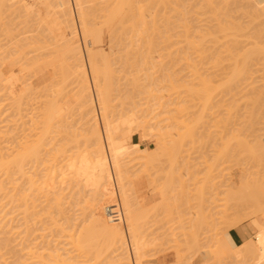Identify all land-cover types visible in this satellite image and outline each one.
<instances>
[{
    "label": "rangeland",
    "instance_id": "1",
    "mask_svg": "<svg viewBox=\"0 0 264 264\" xmlns=\"http://www.w3.org/2000/svg\"><path fill=\"white\" fill-rule=\"evenodd\" d=\"M46 1L33 5V0H26L29 4L25 3V0H0V264H118L122 260L116 256L119 253H111L112 248L107 243L108 236L104 230L105 219L107 220L104 212V207L107 205L104 200L107 197H100L95 193L94 187L86 182L88 179L86 177L93 175L91 164L86 165L83 161V158H90L92 149L89 145L88 135L90 134L87 130L84 107L77 98L80 85L74 81L69 58L66 54H62L64 44L60 38L62 32L70 33V29L58 19L57 8L54 6L57 5V0H48L52 4V9H48ZM167 1L142 0L140 6L147 9L148 16L151 15L149 16L151 19L146 17L148 23L156 27L152 30L151 26L146 25V29L143 25L148 24L145 23L146 19L144 23L140 18L137 19L142 24L141 29H146L145 35L142 32L140 34L144 35L143 38L140 39L141 36L138 33V36L135 35L138 41L135 37L130 39L129 34L134 31L131 24L136 22L139 24V22L132 20L129 14L128 17L130 16L129 19L132 22L127 23V18L122 25L121 17H117L111 25L108 24V28L105 24L108 14L106 15V11H101L104 7L101 5L102 0H96L97 4L94 2L90 6L92 14L90 18L95 26L94 29L96 32L101 31L102 36V43L96 45L94 51L104 55L102 68L110 73V75L106 74L109 75V81L111 79L113 85V107L110 108H113L114 120L118 119L117 122H122L131 114L137 117L132 119L131 116L129 121L126 120L130 124L127 125L125 121L127 126L121 127V131L125 133L121 132V136L120 134L118 136L131 135L126 138V141L137 144L135 147L139 148L136 149L137 151L152 152L158 149L160 151L161 147L164 148L160 157L154 156L157 159L153 157L154 162L150 158L146 159L148 164L145 159H142L143 162L137 159L138 157L146 158L148 154L144 155L131 150L132 152L124 156L127 161L130 160L127 166L132 175L140 210L146 213V208H150L153 204L154 208H158L157 211L152 209L149 218L145 217L147 220L143 219L148 229L146 238L151 241V245L146 248L144 262L145 264H183L181 262L184 264H246L242 262L243 254H238L239 249L235 252L231 251L227 240H229V231L233 223L237 220L241 222L245 218L235 227L243 231L244 228L250 227V222L253 223L248 217L251 210L261 205L264 211V153H262L264 145L261 147L264 139V106H262L264 105L262 104L264 103V63L253 60L250 63L251 68L249 67L252 71L250 78L239 83V86L237 83L230 86L231 89H228L229 87L225 89L227 85L222 84H227L231 74L229 72L232 71L233 66V61L230 60V63L228 59L230 53L227 52L229 49L227 47L237 42L236 40H240L238 46L244 53L245 48L242 47H247L246 49L249 50L250 46L256 45L255 41L252 44L253 40L260 45L258 39L262 41L260 43L263 47L264 19L262 18L264 17L262 16L264 14L259 18L254 17V8H249L244 0ZM211 4L213 7L210 8ZM54 9L56 12L53 13ZM126 13L124 12L123 15ZM136 13L138 16L139 13ZM251 21L254 23L250 24ZM149 27L155 32H152ZM254 30H258L257 37L255 34L252 35L255 33ZM151 32L152 36L151 34L149 36ZM224 32L226 36L223 35ZM155 33L157 36L154 35ZM149 37L151 39H148ZM147 39L150 44L146 43ZM81 40L84 41L82 38ZM81 40L79 43L84 48L85 41ZM200 42L202 43L198 45ZM218 43H222L223 51L227 50L225 53ZM226 44L228 46H223ZM258 45L257 48H259ZM212 46L218 47L212 48ZM136 50L142 51L143 54L141 55V52L139 55ZM233 51L232 53L236 54ZM226 52L228 55L225 56ZM216 55L218 58L224 55L221 58L223 64L220 60L216 63L215 59H218ZM1 73L7 77H3ZM203 77L208 78V81ZM134 79L137 82H134ZM197 80H201V83L208 82L210 85L202 84L203 89L206 86L205 89L208 90H203L200 81ZM89 84L94 90L92 82L89 81ZM140 85L145 87L149 94L143 90L144 88H138ZM139 89H142V92L139 91L140 94ZM202 92H206L204 96H208L207 93H209L211 97L208 96L209 99L206 97L208 100H204ZM17 96L21 98V101ZM54 97L56 102L53 100ZM257 97H261L259 104L254 101ZM51 98L53 101L51 104H57L54 105L55 107L49 103ZM182 104L184 108L180 106ZM78 106L80 107L77 108ZM52 112L58 115H53ZM47 113L52 114L56 120L48 118L50 120L48 123L47 118H44ZM257 117L259 120H256ZM172 122L175 124L172 125ZM145 124L150 129L145 127ZM45 126L49 129L46 130ZM129 130L133 132L130 134ZM176 132L184 135L179 134V137ZM181 136L186 137L187 140ZM179 139H183L182 142ZM25 145H29L30 149L31 146L34 145L36 148L35 145H37L36 150L39 149L37 150L39 154L38 156L36 154V157L27 158L21 167H17L18 154L24 152L22 150ZM35 148L32 147L31 150L35 151ZM260 150L262 151L259 152ZM161 156L164 157L161 158ZM256 157L257 160H255ZM81 160L82 166L79 164ZM144 162L147 167L144 166ZM33 182L36 184L34 185ZM165 183L167 185L170 183L171 191L173 190L172 200L169 199L171 207L170 210H166V213L162 212L166 208L160 211L157 207L159 204L165 205L163 198L165 196L167 198L168 195L164 193L165 196H162L159 192L160 187ZM241 184L249 185L251 192L259 193L257 197H259L258 200L261 198L260 202L258 201L260 205H255L257 202L254 203V201L242 203L233 195L228 196L230 191L237 192ZM249 187H244L242 192ZM167 190L170 194V189ZM250 191L248 193L247 190L246 195L251 194ZM114 202L117 204V201ZM197 222L200 223L198 233L201 239V251L211 253L205 260L199 256L198 249L189 245L188 248L191 246L190 248L193 249L189 251L185 245V243L189 244L188 239L187 241L185 239L186 236H190L188 233ZM122 227L124 228L123 225ZM256 229L255 232H249L252 233L250 237L245 232V238L239 243L242 241L244 243L247 239L255 240L254 234L258 232ZM82 231L83 235L80 237ZM84 231L88 234L91 232V235L96 231L94 238L97 241L99 239L98 243L95 240L93 247L90 244L87 246V241L92 236L86 241ZM184 234L185 237H181ZM79 238L85 243L81 250L77 246ZM180 240L182 244L179 243ZM225 242L227 247L224 246ZM173 246L178 248L174 250ZM95 247L97 252L94 250ZM107 247L110 250H107ZM176 255H179V258H176ZM183 255L185 259L182 258ZM61 258L65 261L61 262Z\"/></svg>",
    "mask_w": 264,
    "mask_h": 264
},
{
    "label": "bare ground",
    "instance_id": "2",
    "mask_svg": "<svg viewBox=\"0 0 264 264\" xmlns=\"http://www.w3.org/2000/svg\"><path fill=\"white\" fill-rule=\"evenodd\" d=\"M34 1V4L33 5H35V4H37V3H42L43 1H46V0H33ZM96 0H57V5H54L55 6V8H57V12H56V9H54V11H52L53 13L54 12H56L57 13V16H58V19L60 20V21H62V23L66 26V28H69L70 29V33H66V32H62L61 34H60V38L62 39V41H63V44H64V48L62 49V54H66L67 55V57L69 58V64H70V66H71V68H72V74H73V76L75 77V79H74V81H76L77 82V84H79L80 85V87H79V89H78V87H77V91H78V94H77V98H78V100L80 101L79 103H81L82 104V106L84 107V109H83V111H84V113H85V116H86V119H87V121H86V119H84L86 122H87V125H88V129L87 130H89V133L88 134H90V135H88L89 136V142H90V146L92 147V149H91V153H90V158H88V159H85V158H83V161H84V163L87 165L88 163H90L91 164V168H92V170H93V175H91V176H88V177H86V178H88L87 180H86V182H87V184L89 185V186H91V187H94V191H95V193L96 194H98L100 197H107L106 198V200H104V203L107 205V206H105L106 208L108 207V206H115L116 205V203L114 202V201H117L118 200V203H119V205L121 206V209H122V211H123V213H124V216H125V223H124V228L122 227V225L121 224H119V223H112V222H110L108 219L106 220L105 219V229L104 230H106V236H108V241H107V243H108V245H110V247L112 248V250H110V248L109 247H107V250H110L111 251V253L113 252V253H119L118 255H116V256H118V258L120 259V260H122L121 261V263L122 262H124V263H122V264H131V262H132V264H145V262H144V255L146 254V248L149 246V245H151V241L148 239V238H146V237H148V235H147V231H148V229H147V227H146V222H145V220H143L145 217L146 218H149V213H151V211H152V209L154 210H158V208L156 209V207L154 208V204H153V206H151L150 208H146L147 209V211H146V213H144L143 211H141L140 210V208H139V205H138V203H137V197L135 196V191H134V187H133V182H132V179H131V177H132V175L130 174V172L128 171V168H129V166H127L128 165V163L130 162V160H128L127 161V159H126V157L124 158V156H126V154H128L129 152H132L131 150H133L134 152H138V153H141V154H143L144 153V155H146V154H148V155H146V158L145 157H138L137 159H138V161L139 162H143V160L142 159H145V162H146V159L148 160L149 158L150 159H152V161L154 162L155 161V159H157L156 157L157 156H159L160 157V155H162L163 153H162V151L164 150V148L163 147H161V150L159 151V149L158 150H153L152 152H150V151H145V150H139V151H137L139 148L137 147V148H135L136 146H137V144H132V143H130V141H126L127 139V137L129 136H127V135H122L123 137H119V136H121V127H123L124 128V126H127V125H129L130 123H127V121L126 120H128V119H130V117L132 116V119L133 118H135V117H133V115L134 114H131V116L129 117V118H127L126 120L124 119V120H122V122H117L118 121V119L115 121L114 119V115H113V111H112V109L113 108H110V107H113L112 105V101H113V98H112V92H113V89H112V83H111V79H110V81H109V78L110 77H108L109 75H110V73H107V71L105 70V68L103 69L102 67H103V65H102V63L104 62V55L102 54V53H97V51H94V47H97L96 45H98V44H100V43H102V36H101V31H95V29H94V25H93V23H92V20H91V18H90V16L92 15L91 14V10H90V6L92 5V3L94 4V2H95ZM162 1V0H161ZM167 1V0H166ZM51 2V1H50ZM99 2V1H98ZM141 2H142V0H105V1H103L102 0V2H101V5H103L104 7L103 8H101V11H106L107 13H106V19L107 20H105V24H106V27H108L109 25L108 24H110L111 25V23L115 20V19H117V17H121V20H120V23H122V25L124 24L123 23V21L125 20V19H127V23L128 22H132V20L134 19L135 21H138L137 19H139L140 18V20H142V23H144L145 22V19H146V17L148 16V12H147V9H145L143 6H140V4H141ZM212 2H214V1H212ZM234 2V1H233ZM25 3H27L26 2V0H25ZM47 3V4H46ZM46 5L48 6V9L50 8V9H52L53 7H51L52 6V4L51 3H49L48 2V0L46 1ZM96 4H97V2H95ZM162 3V2H161ZM167 4H168V1L166 2ZM207 3H208V1H207ZM243 3V2H242ZM244 3L250 8L251 7V9L252 8H254L253 9V14H255L254 15V17H260V16H262L263 14H264V0H244ZM243 3V4H244ZM27 4H29V3H27ZM26 4V5H27ZM50 6H49V5ZM209 4V3H208ZM214 4V3H213ZM235 4H236V2H235ZM240 4H241V1H240ZM207 5V4H206ZM238 5V4H237ZM94 6V5H93ZM211 6H212V4L211 5H209V7L211 8ZM213 7V6H212ZM215 7V6H214ZM245 7V6H244ZM31 8V7H30ZM208 8V7H207ZM31 9H33V7L31 8ZM48 9L46 10L47 11V13H48ZM209 9V8H208ZM218 9V8H217ZM248 9V8H247ZM131 10V11H130ZM146 10V11H145ZM250 10V9H249ZM51 11V10H50ZM206 11H207V9H206ZM124 12H127L126 14H124L123 15V13ZM129 12V13H128ZM135 12H138L139 14H138V16H137V13L135 14ZM215 12V11H214ZM251 12V11H250ZM147 13V14H146ZM212 13V12H211ZM128 14L131 16V19H129L130 18V16L128 17ZM150 14V13H149ZM251 14V13H250ZM126 15V16H125ZM216 15V14H215ZM105 16H104V18H105ZM149 16H151V15H149ZM148 16V17H149ZM250 16H252V15H250ZM148 17H147V19H148ZM253 17V16H252ZM252 17H250V19L252 18ZM262 17H264V15L262 16ZM261 17V18H262ZM150 18V17H149ZM155 18V17H154ZM146 19V21L147 22H145V23H148V20ZM151 19V18H150ZM221 19V18H220ZM264 18H262V20H263ZM130 20V21H129ZM139 20V21H140ZM154 20V19H153ZM256 20V19H255ZM138 21V22H139ZM144 21V22H143ZM126 22V21H125ZM153 22V21H152ZM252 22L254 23V21H251V23L250 24H252ZM259 22V21H258ZM263 22H264V20H263ZM150 23V22H149ZM143 24L144 26H145V28L147 29V27L148 26H151V25H154V24H152V23H150V24ZM156 23V22H155ZM105 24H103V25H105ZM233 24H235V23H233ZM237 24V23H236ZM119 25H121V24H119ZM121 25V26H122ZM133 27H132V29H134V31H131L132 33H130L129 35H130V39H131V37H133V39H134V37H135V39H137V41H138V38H136V36H138L137 35V33L139 34V36H141L140 34H141V32H142V34H144V32H145V28H144V30L143 29H141L142 27V24H140V22H139V24H137V22L135 23V24H131ZM146 25H147V27H146ZM218 25V24H217ZM140 26V27H139ZM143 26V27H144ZM220 26H221V24H220ZM131 27V26H130ZM152 27V26H151ZM156 27V25L155 26H153L152 27V30H153V28H155ZM240 27H241V25H240ZM109 28V27H108ZM150 28V27H149ZM149 28H148V30H149ZM210 28V27H209ZM244 28V27H243ZM251 28V27H250ZM255 28V27H254ZM141 29V30H140ZM219 29H220V27H219ZM238 29H242V28H239L238 27ZM101 30V29H100ZM150 30H151V28H150ZM151 30V31H152ZM155 30V29H154ZM161 30V29H160ZM187 30V29H186ZM226 30V29H225ZM235 30V29H234ZM239 30V31H240ZM251 30V29H250ZM207 31V30H206ZM213 31V30H212ZM220 31V30H219ZM238 31V30H237ZM242 31H245V30H242ZM258 31V30H257ZM256 30H254V32L255 33H253V32H251V34L254 36V34H255V36L258 34V33H256L257 32ZM148 32H150V31H148ZM148 32H146V33H148ZM152 32H155V31H152ZM152 32L151 33H149V36H150V34H151V36H152ZM241 32V31H240ZM246 32V31H245ZM136 33V34H135ZM207 33V32H206ZM205 33V34H206ZM218 33V32H217ZM223 32H221V34H222ZM242 33V32H241ZM159 34V33H158ZM210 34V33H209ZM212 34V33H211ZM216 34V33H215ZM220 34V33H219ZM221 34H220V36H221ZM228 34V33H227ZM235 34V33H234ZM243 34H245V33H243ZM250 34V35H251ZM259 34H260V32H259ZM131 35H134V36H131ZM136 35V36H135ZM145 35V34H144ZM144 35H142V36H144ZM154 35H156V33L154 34ZM202 35H204L203 33H202ZM223 35H225V32H224V34ZM236 35V34H235ZM238 35V34H237ZM139 37L140 39L141 38H143V37ZM147 36H148V34H147ZM157 36V35H156ZM206 36H207V34H206ZM215 36V35H214ZM226 36V35H225ZM242 37H243V35H241ZM247 36V35H246ZM253 36H251V37H253ZM258 36V35H257ZM256 36V37H257ZM171 37V36H170ZM229 37V36H228ZM228 37H227V39H228ZM233 37V36H232ZM261 37V36H260ZM259 37V38H260ZM263 37V36H262ZM81 38L82 39H84V41H85V43L83 44V45H85L84 46V48L83 47H81L82 45H80L81 43H79L80 41L79 40H81ZM168 38V37H167ZM203 38H205V37H203ZM148 39H151V37H149ZM148 39L146 40V43L147 44H150L149 42H147L148 41ZM155 38H154V36H153V40H154ZM213 39V38H212ZM211 39V40H212ZM218 40H219V38H217ZM233 39V38H232ZM252 39V38H251ZM263 39V38H262ZM142 40H144V39H142ZM153 40H151V41H153ZM168 40V39H167ZM203 40V39H202ZM214 40V39H213ZM253 40V39H252ZM251 40V41H252ZM81 41H83V40H81ZM83 41V42H84ZM134 41H136V40H134ZM157 41V40H156ZM161 41V40H160ZM204 41V40H203ZM216 41V40H215ZM222 41V40H221ZM224 41H225V39H224ZM229 41V40H228ZM233 41V40H232ZM235 41V40H234ZM237 42H232L233 43V45H230V44H228V45H230V47H227V48H229V49H227V50H225V51H227L228 53H230L229 54V57H228V59H229V62H230V60L231 61H233V66H232V68H231V72H229V73H231L230 75H229V77H230V79L229 80H227V78H226V80L228 81H225V83L227 82V84H222L223 86H225V85H227V87H224L225 89H227L228 87V89H231L230 88V86L232 87V85L233 84H237V86H239V83H243V82H245L246 81V78H250L249 77V75L250 74H252V71L250 70V63L253 61V60H260V63L261 62H263L264 63V45H263V47H261V43L260 42H262L260 39H258V41H260L259 42V44L260 45H258V42L256 41V40H253L252 41V44H253V42L256 44V45H252V46H250L251 47V50H250V47H249V50H247L246 48L247 47H242V48H245L244 50H245V52L244 53H242V51L240 50V46H238V43H239V41L240 40H236ZM131 42H132V40H131ZM140 42V41H139ZM143 42H145V41H143ZM155 42V41H154ZM153 42V43H154ZM168 42V41H167ZM166 42V43H167ZM219 42V41H218ZM241 42H243V41H241ZM245 42H247L248 44H250V42L249 41H246L245 40ZM130 43V42H129ZM196 43V42H195ZM202 42H200V43H198V45L199 44H201ZM204 43V42H203ZM216 43V42H215ZM224 43V42H223ZM226 43V42H225ZM224 43V44H225ZM244 43V42H243ZM131 44V43H130ZM157 44V43H156ZM158 44H160V43H158ZM157 44V45H158ZM218 44H220V43H218ZM223 45V46H228V45ZM264 44V43H263ZM133 45H136V44H133ZM138 45H140V44H138ZM202 45H204V44H202ZM222 43L220 44V48L222 49ZM240 45V44H239ZM244 45V44H243ZM243 45H241V46H243ZM257 45L259 46V48H257ZM137 46V45H136ZM193 47H194V44L192 45ZM219 46V45H218ZM218 46H216V47H218ZM245 46H246V44H245ZM255 46H256V48H255ZM138 48H139V46H137ZM199 47V46H198ZM207 47V46H206ZM214 46H212V48H213ZM216 47H214V48H216ZM253 47H254V49H253ZM261 47V48H260ZM133 47H132V45H131V49H132ZM158 48V47H157ZM156 48V49H157ZM190 48V47H189ZM197 48V47H196ZM196 48L194 49V50H196ZM220 48H218V49H220ZM231 48V49H230ZM234 49V51H233V49ZM137 49V48H136ZM220 49V50H221ZM134 50V49H133ZM132 50V51H133ZM138 50V49H137ZM136 50V51H137ZM143 50V49H142ZM159 50H160V48H159ZM193 50V49H192ZM210 50V49H209ZM235 53L236 52V54H233L232 53V51ZM237 50H240L239 52H240V54H239V52L237 51ZM243 50V51H244ZM132 51H130L131 53H132ZM214 51V50H213ZM212 51V52H213ZM218 51V50H217ZM222 51H223V49H222ZM225 51H223L224 53H225ZM138 52V51H137ZM142 51H139L138 53H139V55H140V53H141ZM226 52V53H227ZM238 52V53H237ZM199 53V52H198ZM215 54L217 53V52H214ZM228 53L227 54H225V56L226 55H228ZM143 54V52L141 53V55ZM218 54H219V52H218ZM232 54V55H231ZM134 55H136V53L134 54ZM138 55V54H137ZM220 56V55H219ZM216 57L218 58V56L216 55ZM215 57V58H216ZM224 57V55H222V57H219L218 59H215L216 60V63H217V61H218V63H219V60H220V62H222L221 61V58H223ZM226 58V57H225ZM224 60V59H223ZM225 61V60H224ZM257 61V62H258ZM231 63V62H230ZM222 64H223V62H222ZM221 65V64H220ZM231 66V65H230ZM229 66V67H230ZM253 66V65H252ZM262 66V65H261ZM264 66V65H263ZM226 67V66H225ZM228 67V69H230ZM250 67V68H249ZM194 68V67H193ZM192 68V69H193ZM264 68V67H263ZM225 70V69H224ZM251 71V72H250ZM194 72H196V71H194ZM211 72V71H210ZM109 74V75H107V74ZM198 74V73H197ZM1 75L3 76V77H7L6 75H4V74H2L1 73ZM10 75V74H9ZM8 75V76H9ZM196 75V74H195ZM201 75V74H200ZM228 75V74H227ZM72 76V77H73ZM248 76V77H247ZM251 76V75H250ZM194 77V76H193ZM210 77V76H209ZM228 77V76H227ZM198 78V77H197ZM204 79H205V77H203ZM213 78V77H212ZM108 79V80H107ZM149 79V78H148ZM171 79V78H170ZM199 79H200V77H199ZM207 79V81H208V78H206ZM205 79V80H206ZM210 79V78H209ZM135 80V79H134ZM174 81H175V79H173ZM245 80V81H244ZM249 79H247V81H248ZM89 81L90 82H92V84H93V88H94V90L93 89H91V83L89 84ZM198 81V80H197ZM200 81V86H202V84L203 85H207V84H209L208 82H202L201 83V80H199ZM198 81V82H199ZM132 82V81H131ZM134 82H137L136 80L134 81ZM177 82V81H176ZM210 82V81H209ZM139 83V82H138ZM172 83H173V81H172ZM178 83V82H177ZM187 83V82H186ZM210 83H212V82H210ZM136 84V83H135ZM191 84V83H190ZM199 84V83H198ZM132 85V84H131ZM143 85V84H142ZM142 85H140V87H138V88H141L142 87ZM210 85V84H209ZM209 85L207 86V87H209ZM241 85V84H240ZM133 86V85H132ZM137 86H139L138 84H137ZM172 86H174V85H172ZM188 86V85H187ZM212 86V85H211ZM236 86V87H237ZM136 87V85L134 86V88ZM203 87L204 86H202V89H203ZM235 87V88H236ZM142 88H144L143 90H145V87H142ZM205 88H206V86H205ZM204 88V89H205ZM234 88V89H235ZM191 89V88H190ZM203 89V90H204ZM210 89V88H209ZM242 89V88H241ZM141 90V92H142V89H139L138 90V93L140 94V91ZM194 90H195V88H194ZM206 90H208V89H205V91ZM223 90V89H222ZM243 90H245V89H243ZM136 91V90H135ZM146 91V90H145ZM198 91V90H197ZM209 91H211V90H209ZM208 91V92H209ZM254 91V90H253ZM147 92V91H146ZM146 92H144L143 91V93H146ZM150 92V91H149ZM195 92V91H194ZM199 92V91H198ZM94 93H95V95H94ZM189 94H190V92H188ZM200 93V92H199ZM203 93V92H202ZM205 94H206V92H204ZM203 93V97H205L204 98V100L205 99H207L208 98V96H210L209 95V93H207L208 94V96L206 95V96H204L205 94ZM229 93V92H228ZM147 94H149L148 92H147ZM152 94V93H151ZM197 94V93H196ZM231 94V93H230ZM144 95V94H143ZM198 95V94H197ZM200 95V94H199ZM225 95V94H224ZM148 96V95H147ZM150 96V95H149ZM259 96H261V95H259ZM56 97H57V95H56ZM193 97H195V96H193ZM207 97V98H206ZM211 97V96H210ZM215 97V96H214ZM255 97V96H254ZM15 98V97H14ZM17 98L19 99L20 97H18L17 96ZM53 98V97H52ZM52 98H51V100H50V104H51V101H52ZM59 98V97H58ZM58 98H57V101H58ZM76 98V99H77ZM152 98V97H151ZM153 98H155V97H153ZM252 98V97H251ZM18 99H16V100H18ZM209 99V98H208ZM207 99V100H208ZM255 100V102L257 101H259V100H261V97H257V98H254ZM54 102H56L55 101V97H54ZM155 100V99H154ZM199 100V99H198ZM206 100V101H207ZM20 101H21V98H20ZM202 102V101H201ZM205 102V101H204ZM256 102V104H259L260 103V101L257 103ZM52 103H53V101H52ZM59 103V102H58ZM185 103V102H184ZM183 103V104H184ZM234 103L236 104V102L234 101ZM180 105L181 107L182 106H184V105ZM202 104V106H203V103H201ZM250 104V103H249ZM262 104H264L263 102H262ZM52 105V104H51ZM57 105V104H53L52 105V107H55V106ZM80 105V104H79ZM165 105V104H164ZM233 105V104H232ZM251 105V104H250ZM255 105V104H254ZM58 106H60V104H58ZM81 106V107H82ZM159 106V105H158ZM209 106V105H208ZM262 106H264V105H262ZM50 106H48V108H49ZM80 106H78L77 108H79ZM185 107V106H184ZM184 107H182V108H184ZM210 107V106H209ZM259 107V106H258ZM47 108V107H46ZM59 108V107H58ZM75 108V107H74ZM164 108V107H163ZM187 108H188V106H187ZM202 108H204V106L202 107ZM52 109V108H51ZM51 109H49L50 111H52ZM61 109V108H60ZM111 109V110H110ZM151 109V108H150ZM179 109V108H178ZM136 110V109H135ZM139 110V109H138ZM137 110V111H138ZM147 110H149V109H147ZM180 110V109H179ZM182 110V109H181ZM185 110H186V108H185ZM207 110V109H206ZM46 109H45V113H46ZM56 111V110H55ZM151 111H152V109H151ZM178 111V110H177ZM184 111V110H183ZM182 111V112H183ZM49 112V111H48ZM110 112H112V114H110ZM142 112V111H141ZM180 112V111H179ZM50 113V112H49ZM49 113H47L46 114V117H44V118H47V120L46 121H48V123L50 122V120H54V118L55 117H53V115H56V113L55 114H53V112H52V114H50L49 115ZM57 113H59V112H57ZM83 113V114H84ZM137 113V112H136ZM60 114V113H59ZM63 114V113H62ZM61 114V115H62ZM81 114V113H80ZM147 114V113H146ZM48 115V116H47ZM58 115V114H57ZM56 115V116H57ZM61 115H59V116H61ZM78 115V114H77ZM137 115V114H136ZM151 115V114H150ZM228 115V114H227ZM50 116H52V118L50 117ZM81 116V115H80ZM84 116V117H85ZM112 116H113V118H112ZM135 116V115H134ZM66 117V116H65ZM50 120H49V119ZM58 118V117H57ZM137 118V117H136ZM135 118V119H136ZM59 119V118H58ZM60 119H61V117H60ZM120 119H122V118H120ZM134 119V120H135ZM170 119V118H169ZM55 120H56V118H55ZM171 120V119H170ZM256 120H259L258 119V117L256 118ZM100 121V122H99ZM124 121V122H123ZM125 121H126V123H127V125H125L126 123H125ZM129 121V120H128ZM133 121V120H132ZM168 121V120H167ZM52 122V121H51ZM57 122V121H56ZM68 122V121H67ZM66 122V123H67ZM131 122V121H130ZM147 122V121H146ZM151 122V121H150ZM163 122V121H162ZM53 123V122H52ZM132 123H134V121L132 122ZM160 123V122H159ZM159 123H158V125H159ZM173 123L174 122H172V125H173ZM54 124V123H53ZM59 124V123H58ZM71 124V123H70ZM175 124V123H174ZM48 125V124H47ZM50 125V124H49ZM48 125V126H49ZM63 125H65V124H63ZM122 125V126H121ZM135 125V124H134ZM146 126L145 127H148L147 126V124H145ZM191 125V124H190ZM51 126V125H50ZM86 126V125H85ZM142 127H143V125H141ZM149 126H151L150 124H149ZM154 126V125H153ZM168 126V125H167ZM171 126V125H170ZM176 126V125H175ZM46 127V126H45ZM130 127V126H129ZM141 127V128H142ZM152 127V126H151ZM47 129L46 130H48L49 129V127H46ZM52 128V127H51ZM132 129H133V126L131 127ZM149 128V127H148ZM147 128V129H148ZM155 128V127H154ZM153 128V129H154ZM168 128V127H167ZM177 128V127H176ZM192 128V127H191ZM130 129V128H129ZM131 129V130H132ZM146 129V130H147ZM150 129V128H149ZM152 129V130H153ZM156 129V128H155ZM154 129V130H155ZM163 129H165L164 127H163ZM131 130H129V132H130V134H131V132H133V131H131ZM134 130V129H133ZM136 130V129H135ZM193 130H194V128H193ZM126 131V130H125ZM159 131V130H158ZM189 131H191V130H189ZM128 132V133H129ZM156 132V131H155ZM192 132V131H191ZM193 132H195V131H193ZM123 133H125L124 131L122 132V134ZM128 133H126V134H128ZM177 133V132H176ZM44 134H46V133H44ZM120 134V135H119ZM160 134V133H159ZM178 135L180 134V133H177ZM194 134V133H193ZM119 135V136H118ZM164 135V134H163ZM170 135H171V133H170ZM173 135V134H172ZM176 135V134H175ZM180 135H184V134H180ZM180 135H179V137H180ZM131 136V135H130ZM129 136V137H130ZM162 136V135H161ZM167 136H168V133H167ZM166 136V137H167ZM125 137V138H124ZM164 137V136H163ZM171 137H173V136H171ZM183 139L185 138L186 140H187V138L186 137H183V136H181ZM41 138H42V136H41ZM173 139V138H172ZM183 139H179V140H181V142H182V140ZM129 140V139H128ZM42 141H43V139H42ZM87 141H88V137H87ZM167 141V140H166ZM170 142V141H169ZM177 142V141H176ZM180 142V141H179ZM179 142H178V144H179ZM193 142V141H192ZM240 142V141H239ZM262 142H263V144H262V146L261 147H263V145H264V139L262 140ZM241 143V142H240ZM240 143H239V146H240ZM242 143H244V142H242ZM256 143V142H255ZM39 144V143H38ZM160 144V143H159ZM167 144V143H166ZM176 144V143H175ZM174 144V145H175ZM181 144V143H180ZM43 145V144H42ZM29 145H25V147H23V150L22 151H24L23 153H19L18 154V157H17V160H16V163L18 164L17 165V167L19 166V167H21L22 166V164H23V162L24 161H26V159L27 158H30V157H36V154H37V150H39V149H37L36 150V148H38L37 147V145H35L36 146V148L34 147V145L33 146H31V149H32V147L33 148H35V151H34V149L33 150H31L29 147H28ZM89 146V147H90ZM179 146V145H178ZM177 146V147H178ZM247 146V145H246ZM41 147V146H40ZM39 147V148H40ZM158 147H159V145H158ZM242 147V146H241ZM253 147V146H252ZM256 147V146H255ZM254 147V148H255ZM258 147H259V145H258ZM261 147H259V149L261 148ZM137 149V150H136ZM238 149H240L239 147H238ZM245 149V148H244ZM256 149V148H255ZM255 149H253V150H255ZM258 149V148H257ZM258 149V150H259ZM246 150H247V148H246ZM257 150V151H258ZM263 150V149H262ZM262 150H260L259 152H261ZM239 151V150H238ZM240 151H242V149L240 150ZM239 151V152H240ZM250 151H252V149L250 150ZM249 151V152H250ZM257 151H255L256 153H257ZM21 152V151H20ZM161 152V153H160ZM262 153H264V152H262ZM39 154V153H38ZM38 154H37V156H38ZM131 154V153H130ZM129 154V155H130ZM165 154V153H164ZM168 154V153H167ZM253 154V153H252ZM249 154H248V152H247V156H248ZM154 156H156V157H154ZM166 156V155H165ZM258 156V155H257ZM128 157V156H127ZM153 157L155 158L154 160H153ZM158 157V158H159ZM162 157H164V156H161V158ZM38 158V157H37ZM166 158H168V156L166 157ZM170 158V157H169ZM254 158H255V156H254ZM171 159V158H170ZM169 159V160H170ZM176 159V158H175ZM258 158L256 157V159L255 160H257ZM34 160H36L35 158H34ZM254 160V159H253ZM133 161V160H132ZM176 161V160H175ZM144 162V163H145ZM147 164H148V162H146ZM145 163V165L144 166H146L147 164ZM151 163V162H150ZM171 163V161L169 162V164ZM172 163H173V161H172ZM79 164H80V166H82V160H81V162H79ZM143 166V165H142ZM172 166V165H171ZM89 167V166H88ZM147 167V166H146ZM173 167V166H172ZM21 169V168H20ZM22 170V169H21ZM170 173V172H169ZM170 175V174H169ZM169 175H168V177H169ZM167 177V176H166ZM259 179V178H258ZM169 180V179H168ZM170 180H171V177H170ZM256 180V179H255ZM258 181V180H257ZM260 181V180H259ZM170 182H172V180L170 181ZM247 182H249L248 180H247ZM247 182H245V183H247ZM168 183V182H167ZM250 183V182H249ZM255 183V182H254ZM254 183H252L253 185H254ZM259 183V182H258ZM31 184H32V182H31ZM33 184H34V182H33ZM36 184V183H35ZM34 184V185H35ZM170 184V183H169ZM169 184L167 185L166 183L164 184V188L161 186L160 187V193H161V195L162 196H165V194L164 193H166V195H168L167 196V198H168V200H167V198H163V199H165L164 200V206H163V204L162 205H160L159 204V206H157V207H159V210L160 211H162L163 209H165V210H163L162 212H164L165 211V213H166V210H170V204H171V201H169V199L170 200H172V194H171V192L173 191H171V186H169ZM172 184V183H171ZM248 184V183H247ZM247 184H245V185H247ZM251 184V185H252ZM261 184H262V182H261ZM242 185V184H241ZM256 185V188H257V184H255ZM259 185V184H258ZM32 187H33V185H32ZM31 187V188H32ZM170 189V194H168L169 193V190H167L168 188ZM244 187H246V188H248L249 187V185L248 186H244V184L242 185V186H240V188L238 189V191L237 192H229V195L228 196H234L236 199H237V201H239V202H242V203H250V202H253L254 201V203L255 202H257V203H255V205L256 204H258V205H260V200H261V198H260V200H258V198L259 197H257L258 195H259V193H257V191H256V195L253 193V192H251L250 191V187H249V189H246V191L248 190V193H249V191L251 192V194H248V195H246V191L245 192H242L243 190H244ZM253 187V186H252ZM35 188V187H34ZM175 188V187H174ZM256 188H255V190H256ZM264 188V187H263ZM262 188V189H263ZM155 189V188H154ZM157 189H158V187H157ZM166 189V190H165ZM176 189V188H175ZM174 189V190H175ZM243 189V190H242ZM252 190V189H251ZM254 190V191H255ZM258 190V189H257ZM36 191V190H35ZM155 191H158V190H155ZM166 191H168V192H166ZM35 193V192H34ZM262 193V192H261ZM153 194V193H152ZM263 194H264V192H263ZM176 195V194H175ZM250 195V196H249ZM171 196V197H170ZM261 196V195H260ZM264 196V195H263ZM174 197V196H173ZM117 198V200H114V199H116ZM231 198H233V197H231ZM105 199V198H104ZM181 199V198H180ZM34 200V199H33ZM36 201V200H35ZM170 202L169 204H168V202ZM173 201H174V198H173ZM259 201V202H258ZM167 204V205H166ZM158 205V204H157ZM161 206V207H160ZM166 206V207H165ZM169 206V207H168ZM104 207V210L106 211V208ZM162 207H164V208H162ZM169 208V209H168ZM256 208V207H255ZM257 208H259V209H257ZM257 211H256V209H253V210H251V211H254V212H251L250 211V213H249V220H252L253 221V223H254V225L256 226V230H258V232H256L255 234H254V238H255V240L253 239V240H246L244 243H241V244H239V245H234L233 243H232V241L230 240V238H229V240H227V242H228V246L230 247V249H231V251H237L238 249H239V251H237L238 252V254L239 255H242L243 257H241L242 258V262L244 261V262H246V264H264V215H263V209H262V207H261V205H260V207L259 206H257ZM261 208V209H260ZM103 210V211H104ZM154 210V211H155ZM104 211V212H105ZM145 211V210H144ZM157 213V212H156ZM262 213V214H261ZM248 214V213H247ZM260 214H261V216H260ZM263 215V216H262ZM104 216V215H103ZM243 217V216H242ZM96 218V217H95ZM145 218V219H146ZM93 219V218H92ZM245 219V218H244ZM244 219H243V221H244ZM248 219V218H247ZM147 220V219H146ZM239 220H237V222H235V223H233V225L231 226L232 227V229L233 228H235V227H237L238 225H240V223L241 222H243V221H239ZM97 222H99V220L97 221ZM142 222H144V223H142ZM94 223L95 222H93V225H94ZM92 224V223H91ZM97 225V224H96ZM146 227H144V226ZM195 225L196 226H194L193 228H191V231L188 233V232H186V234L188 233L190 236L188 237V236H186V241H187V239H188V242H189V244H186L185 243V245H187V248H188V246L189 245H191L192 246V248L194 247V248H196V250H197V252H200L199 253V256L202 258V260H205V259H207V257H209L210 256V251H201V248H200V235H199V233H198V228H199V225H200V223L199 222H197V223H195ZM95 226V225H94ZM104 226V225H103ZM86 227H88V226H86ZM86 227H84V228H86ZM93 227V226H92ZM97 226H95V228H96ZM143 227H144V229H143ZM95 228H93L94 230H95ZM231 229V230H232ZM84 230V229H83ZM142 230H144L145 232H143ZM234 230H240V228H235ZM242 230V229H241ZM98 231V230H97ZM187 231H189L188 229H187ZM94 232H96V231H94ZM93 232V234L91 235V232L88 234V232L86 233L85 231H84V233L87 235H85V237H86V241L90 238V236H92L91 237V239H89V241H87V243L88 244H86L87 246L90 244V245H92V247H93V245H95V240H96V238H94L95 236H96V233H94ZM241 232V231H240ZM98 233H100V232H98ZM191 233V234H190ZM81 235H80V237L83 235V231L80 233ZM187 234V235H188ZM95 235V236H94ZM101 235V234H100ZM98 236V235H97ZM89 237V238H88ZM181 237H185V234H184V236H181ZM88 238V239H87ZM94 238V239H93ZM100 238V237H99ZM249 238V237H248ZM80 239V238H79ZM78 239V240H79ZM98 239V238H97ZM183 240V239H182ZM182 240H180L179 241V243H181L182 244ZM77 241V240H76ZM92 241V242H91ZM97 241V240H96ZM98 241H99V239H98ZM98 241H97V243H98ZM185 241V240H184ZM92 243H94V244H92ZM107 243H106V245H107ZM84 242H82V240L80 239V241H78V248L80 249V248H83L84 247ZM226 244V242L224 243V246L225 247H227V244ZM99 245V244H98ZM107 245V246H108ZM185 245H183V246H185ZM175 246H177V244L175 245ZM190 246V247H191ZM56 247V246H55ZM91 247V246H90ZM178 247H180L179 246V244H178ZM178 247H175L174 248V246L172 247L174 250L175 249H177ZM189 247V248H190ZM88 248V247H87ZM99 248V247H98ZM181 248V247H180ZM179 248V250H181ZM188 248V250L189 251H192L193 249L192 248H190L189 249ZM240 248H242V249H240ZM59 249V248H58ZM90 249V248H89ZM97 249V247H95V249L94 250H96ZM192 249V250H191ZM52 250V249H51ZM81 250V249H80ZM85 250V249H84ZM93 250V251H94ZM178 250V251H179ZM226 250H227V248H226ZM229 250V249H228ZM55 251V250H54ZM99 252L101 251L100 249L98 250ZM177 251V252H178ZM187 251V250H186ZM188 251V252H189ZM53 252V251H52ZM56 252V251H55ZM54 252V253H55ZM86 252V251H85ZM95 252V251H94ZM96 252H97V250H96ZM180 252V251H179ZM101 253V252H100ZM184 253V252H183ZM187 253V252H186ZM49 254V253H48ZM56 254H58L57 252H56ZM96 254V253H95ZM177 254H179V253H177ZM185 254V253H184ZM189 254H191V252L189 253ZM35 255V254H34ZM37 255H38V253H37ZM186 255V254H185ZM185 255H183L182 256V258L183 257H185ZM194 255V254H193ZM40 256V255H39ZM56 256V255H55ZM63 256V255H62ZM147 256V255H146ZM178 256V257H177ZM46 257H47V255H46ZM98 257V256H97ZM189 257V256H188ZM238 257H240V256H238ZM237 257V258H238ZM36 258V257H35ZM43 257H41V259H42ZM51 258V257H50ZM59 258V257H58ZM149 258V257H148ZM176 258H179V255H176ZM181 258V259H182ZM180 259V260H181ZM183 259H185V258H183ZM182 259V260H183ZM36 260V259H35ZM130 260H131V262H130ZM187 260V259H186ZM185 260V261H186ZM53 261V260H52ZM60 261V260H59ZM63 261H65V260H62V258H61V262H63ZM116 261V260H115ZM127 261H128V263H127ZM56 262H57V260H56ZM117 262H119V261H117ZM116 262V263H117ZM187 262V261H186ZM120 263V262H119ZM118 263V264H119ZM120 263V264H121ZM181 263H183L184 264V262H181ZM188 263V262H187ZM50 264H52V263H50Z\"/></svg>",
    "mask_w": 264,
    "mask_h": 264
},
{
    "label": "built area",
    "instance_id": "3",
    "mask_svg": "<svg viewBox=\"0 0 264 264\" xmlns=\"http://www.w3.org/2000/svg\"><path fill=\"white\" fill-rule=\"evenodd\" d=\"M106 218L112 223H119L124 226L125 216L118 203L115 206H108L105 211Z\"/></svg>",
    "mask_w": 264,
    "mask_h": 264
},
{
    "label": "crops",
    "instance_id": "4",
    "mask_svg": "<svg viewBox=\"0 0 264 264\" xmlns=\"http://www.w3.org/2000/svg\"><path fill=\"white\" fill-rule=\"evenodd\" d=\"M249 228H244V230L242 231V230H231V231H229V238H230V240L232 241V243L234 244V245H239V244H241V243H239L240 242V240H243L244 238H245V232H247V234H248V236L250 237V235H252V233H249V232H255V225L252 223V222H250V224H249ZM241 231V232H240Z\"/></svg>",
    "mask_w": 264,
    "mask_h": 264
}]
</instances>
